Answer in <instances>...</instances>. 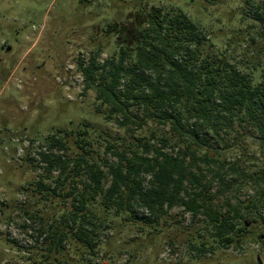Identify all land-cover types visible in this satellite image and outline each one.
Returning a JSON list of instances; mask_svg holds the SVG:
<instances>
[{
	"label": "rangeland",
	"instance_id": "1",
	"mask_svg": "<svg viewBox=\"0 0 264 264\" xmlns=\"http://www.w3.org/2000/svg\"><path fill=\"white\" fill-rule=\"evenodd\" d=\"M152 7L186 13L206 31L208 51L255 84L262 81L264 21L256 12L264 0H0V264H264V144L248 123L236 122L217 143L230 192H219L213 203L222 211L227 197L239 203L237 223L245 228L232 233L228 246L212 235L204 215L183 206L156 213L138 204L133 212L106 208L103 194L93 196L87 186L85 164L62 170L56 162V155H84L107 171L106 163L116 160L108 145L137 148L138 139L160 145L167 127L108 120V105L80 69L93 56L100 63L117 57L121 44L111 25L132 28L136 12ZM50 136L65 148L53 146ZM232 164L244 174L229 170ZM218 188L214 182L210 193ZM86 199L81 213L93 220V248L79 239L81 219L71 218L73 204ZM50 226L65 233L59 248L51 244Z\"/></svg>",
	"mask_w": 264,
	"mask_h": 264
},
{
	"label": "trees",
	"instance_id": "2",
	"mask_svg": "<svg viewBox=\"0 0 264 264\" xmlns=\"http://www.w3.org/2000/svg\"><path fill=\"white\" fill-rule=\"evenodd\" d=\"M256 14L264 21V7ZM133 25H111L118 31L121 44L117 57L100 63L93 56L80 69L86 86L94 87L97 99L108 105V120L127 128L153 121L168 131L159 146L141 139L137 148L108 145L116 160L106 163L107 171L84 155L66 160L56 155V162L62 170L70 163L81 170L85 164L87 186L93 196L103 194L106 208L133 212L138 204L156 213L165 207L183 206L193 216L204 215L212 235L228 246L234 241L232 233L245 228L237 223L243 217L239 203L233 205L227 197L225 211L213 203L219 192H230V179L223 173L225 164L218 157L221 147L217 143L225 142L222 134L234 130L237 122L250 124L264 144V77L255 84L248 73L208 51L206 31L184 12L152 7L136 12ZM50 139L53 146L65 148L56 136ZM181 143L184 146L177 148ZM169 146L170 151L166 149ZM202 148L206 151L198 153ZM41 154L53 165L50 155ZM228 168L244 174L239 165ZM209 171L212 176L206 180ZM108 175L111 180L105 189ZM145 176H149L148 185ZM214 182L219 188L210 193ZM205 192H209L208 197ZM86 203L87 199L81 205L74 203L71 218L74 222L81 219L79 239L93 248V220L87 211L81 213ZM140 219L152 222L145 215ZM50 230L51 244L59 248L65 233L53 226Z\"/></svg>",
	"mask_w": 264,
	"mask_h": 264
}]
</instances>
